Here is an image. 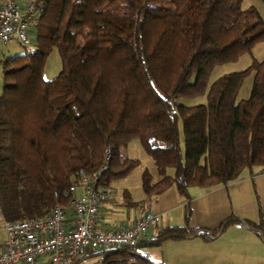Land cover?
<instances>
[{
	"label": "trees",
	"instance_id": "trees-1",
	"mask_svg": "<svg viewBox=\"0 0 264 264\" xmlns=\"http://www.w3.org/2000/svg\"><path fill=\"white\" fill-rule=\"evenodd\" d=\"M242 1L36 0L37 50L7 59L3 68L2 218L31 219L68 205L66 192L79 171L98 172L107 151L102 182L126 176L138 160L121 149L133 138L159 174L151 182L142 173L147 197L170 185L186 195L190 186L215 187L238 179L244 168L264 166V58L206 85L215 65L264 39V18ZM53 48L61 67L44 79ZM250 73V93L238 98ZM203 93L202 103L178 101ZM124 196L129 199L127 191ZM238 222L231 216L208 230L166 226L137 244L86 256L96 255L99 264H161L143 248L190 234L215 236ZM249 226L264 234L261 220Z\"/></svg>",
	"mask_w": 264,
	"mask_h": 264
},
{
	"label": "crops",
	"instance_id": "crops-1",
	"mask_svg": "<svg viewBox=\"0 0 264 264\" xmlns=\"http://www.w3.org/2000/svg\"><path fill=\"white\" fill-rule=\"evenodd\" d=\"M27 1L17 0L21 7ZM4 58V49L1 48L0 60ZM114 195L100 205L98 227L106 229L129 224L138 203L148 201L151 210L160 218L149 227L145 239L166 226L187 224L191 228L208 230L231 216L241 219V222L229 224L215 236L204 238L199 234H190L143 248L150 257V253H154L151 258L161 264H264V234L249 226L250 222L260 220L264 224V166H254L241 173L238 179L215 187L190 186L186 195L179 193L174 185L156 196L147 197L144 194L139 201H133L128 193L129 199L123 195L121 203ZM2 220L0 213V222ZM3 238L4 231L0 228V244Z\"/></svg>",
	"mask_w": 264,
	"mask_h": 264
},
{
	"label": "built area",
	"instance_id": "built-area-1",
	"mask_svg": "<svg viewBox=\"0 0 264 264\" xmlns=\"http://www.w3.org/2000/svg\"><path fill=\"white\" fill-rule=\"evenodd\" d=\"M35 1L28 0L21 7L17 0H0V49L14 42L25 54L36 52L31 33V23L39 14ZM109 159L107 151L94 174L79 171L78 180L66 192L68 205H55L31 219H3L0 264H73L92 250L143 241L149 227L160 218L148 201L138 203L129 224L98 227V209L114 194V189L101 179Z\"/></svg>",
	"mask_w": 264,
	"mask_h": 264
},
{
	"label": "rangeland",
	"instance_id": "rangeland-1",
	"mask_svg": "<svg viewBox=\"0 0 264 264\" xmlns=\"http://www.w3.org/2000/svg\"><path fill=\"white\" fill-rule=\"evenodd\" d=\"M243 6L253 5L257 8L262 18H264V2L261 0H243ZM5 58L0 60V93L3 89V68L7 66L6 60L11 59L15 55H20L24 53L22 47L14 42H10L6 47H3ZM264 58V39L256 42L250 51H245L241 53L236 59L224 63H219L215 65L206 80V85L208 86L215 78L223 73L241 71L245 69L253 59L260 60ZM61 61L58 51L53 48L48 53L45 64L42 70V76L44 79H50L54 77L60 70ZM252 74L245 76L239 86L237 97L246 98L251 89ZM179 102L187 105L202 103L206 101V94H200L194 97H182L178 99ZM182 149V141H181ZM121 153L130 158H135L138 160L135 167L124 177L117 178L111 181L110 185L114 189L115 199L118 202L124 201V190H126L130 198L133 201H139L143 196L144 192L142 189V173L147 171L151 175V182L156 181L159 178V174L155 168L153 159L149 151L142 146L138 138H133L129 143L121 149ZM247 168H244L242 173L245 172ZM172 169H167V173L172 174ZM109 185V186H110ZM153 247V246H152ZM151 257H154V253H150ZM74 264H99V259L96 255L85 256Z\"/></svg>",
	"mask_w": 264,
	"mask_h": 264
}]
</instances>
